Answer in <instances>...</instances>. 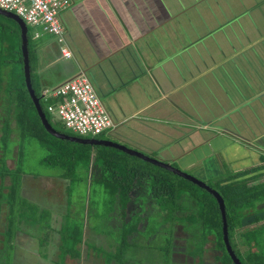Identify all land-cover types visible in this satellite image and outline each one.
Masks as SVG:
<instances>
[{"label": "crops", "instance_id": "crops-1", "mask_svg": "<svg viewBox=\"0 0 264 264\" xmlns=\"http://www.w3.org/2000/svg\"><path fill=\"white\" fill-rule=\"evenodd\" d=\"M150 2H153L155 12L150 9ZM184 2L186 4L176 2V0L175 2L173 0L171 2L166 0H71L69 7L62 13V23L66 31L65 40L70 46L72 56L63 57L68 59L65 62L64 59L60 60L57 52L54 53L44 45L43 42L47 39L35 45L39 56L38 67L35 68V71H41V88L43 90L46 87H55L67 78L85 73L92 80L116 124L109 131L110 134L120 138L121 143L128 146V141H134L141 148L129 147L150 153L154 155L152 157L155 159L161 157L164 162L176 168L180 167L187 173L191 171L190 169H195L204 177L212 173L220 174L225 167L228 176L232 178L238 172L257 167L238 178L256 177L253 181H249L250 184H262L264 183V160L262 159L264 149L256 145L255 139L258 137L242 136L234 131L232 125L236 123L241 125L239 120L243 121V117L247 116L244 110H248L249 105L256 98L264 96V91L260 92L261 90H259L260 93L255 94L254 91L257 90L255 88L246 95V98L244 96V98L234 100L222 87L223 80L218 81L211 77L210 74L218 70L222 64L219 63L220 60L216 61L206 52L203 54L205 60H201L202 54L198 44H202L204 47L207 44L209 51L218 52L217 49L210 47L211 43H217L216 36L218 35L208 36L209 33L215 31L214 28L209 30L205 34L206 36L195 32L196 28L192 33H190V29L186 30V19L190 23V15L197 8V0H185ZM179 16H181L184 34L178 26L171 28V32H167L164 29L166 24L175 21ZM9 18L15 20L12 17ZM217 30H219L217 32L222 31L221 28H217ZM168 33L176 43L187 42L185 36L190 33L187 46L182 50L169 48L173 47L175 43L169 44L170 40L165 41L167 36L169 38ZM177 33H180L181 37H177ZM151 34L153 35L150 36ZM57 47L56 45V49ZM213 54L218 55V53ZM209 61L212 62L209 64ZM227 67L232 77L241 81L232 64ZM50 68L51 71L48 75ZM45 70L48 71L44 73ZM196 84L199 85L198 88L194 86ZM209 87H213V90L218 92V105L221 112L220 114H208L217 115L216 119L196 116L207 115L202 107L211 104V98L206 97L211 91L208 89V94H206ZM182 104L188 105L190 108L185 110ZM193 105L196 107L192 108ZM228 115L234 116V119L223 122V118L225 119ZM240 115L243 116L240 117ZM186 116L191 120L188 121ZM186 122L190 129H187ZM173 130L175 131L173 132ZM100 139L112 141L110 138ZM142 143L146 144L149 150L142 147ZM101 144L100 146H107L105 143ZM98 150L94 148L91 156H94ZM156 150H159V153L163 155L156 153ZM152 163L157 165L155 162ZM44 177V175H35L31 180L24 177L23 183L25 186H35L36 184L40 188L44 186V180H50L51 185L60 184L64 187L67 196L60 197L62 202L59 205L66 212L63 215L54 208L59 207L57 203L60 200L55 193V197L52 196L55 201L52 207L46 204L42 198L35 200L39 210L48 209V214L52 215L59 225L55 228L56 225L53 224L50 226V230L41 231L42 235L40 234V236L34 235L37 233L35 230L31 233L28 226L19 228L15 237L17 264H57L60 259L62 241L60 231L66 223L64 216L70 214L72 206L67 190L70 182L67 183V177L62 179L57 175L48 176L53 179ZM3 182L0 176V185ZM6 184L8 185L7 182ZM143 193L146 194L145 191ZM31 196L34 197V194ZM139 197L141 198V194L134 196L136 199ZM87 203L85 202L83 205L86 210L84 236L98 240L103 236H100L95 229L88 225L89 206ZM144 210L138 207L137 216L141 220L137 223L135 234L132 235L134 241L129 242L133 243L131 249L125 253V259H128L127 264H190L192 262L200 264V259L205 256L200 258L193 254L195 261L189 257L191 250H187L188 241L186 236L182 235L181 228L175 233V230L171 229L165 232V241L173 239V243L177 247L167 256L168 247L166 246V255L160 254L159 258H150V261L147 262L144 243L149 242L151 247L153 245L154 255L158 254L157 250L164 245L160 242L156 246L153 244L155 241L153 235L157 234V230L159 232L162 230L154 226L150 227L151 218V222H149V219L142 215ZM160 211L164 214L163 210ZM60 216L63 218H59ZM57 219L60 220L57 221ZM2 225L4 224L2 223ZM20 225L22 226V221ZM254 226V224H250L244 230ZM178 231L180 235L176 234ZM90 233L93 235L90 236ZM44 234L48 235V239ZM39 237H42L46 242L44 245L40 242ZM104 240L107 243V239ZM95 244L102 245L98 244V241ZM118 245L121 250L120 243ZM40 247L44 249L42 252L39 251ZM107 247H110L109 242ZM148 248L146 247V250ZM188 248L190 249L191 246ZM112 249L116 250L115 245ZM81 250L80 258L67 257H71L73 262L77 260L78 264H88L87 262L97 264L100 261H94L95 257H99L97 256L98 252L95 254V251L92 250L93 253H90L87 244H84ZM88 253L90 254L89 259L87 258ZM120 255L122 256L121 251ZM190 255L192 254L190 253ZM215 257L214 260H216ZM100 262L102 263V261ZM69 263L67 261V264ZM205 263L215 264L214 262Z\"/></svg>", "mask_w": 264, "mask_h": 264}, {"label": "rangeland", "instance_id": "rangeland-1", "mask_svg": "<svg viewBox=\"0 0 264 264\" xmlns=\"http://www.w3.org/2000/svg\"><path fill=\"white\" fill-rule=\"evenodd\" d=\"M166 1L171 2V0H166ZM173 1L175 2V0ZM177 1L185 3L184 2L185 0H176V2ZM149 5H150V9H152V11L155 12L154 9L155 7L153 5V2H150ZM196 7L197 8L195 9V11L192 12V14L190 15L191 18L190 23H188L186 19L185 29L188 31L190 29V33H192L193 30L196 28L195 32H199L200 34L205 35L208 33L209 30L214 28L215 31L209 33L208 36L218 35L216 36L218 38L217 43L220 42L219 44L215 42L213 44L212 43L210 44V47L217 49L218 52L209 51L210 49L208 48L207 44L205 45V47L202 46V44H198V46L200 47L199 50L201 49V54H202V56L200 57L201 60L203 61L205 60L203 54H205L206 52L211 56V58L215 59L216 61L220 60L219 63L222 64V66L221 65L219 66L218 70L210 74L211 77L214 80H218V81L223 80L222 87L226 89L227 93L230 94L231 98H233L234 100L239 98H244V96L246 98V95L250 91L255 90V88H257V90L254 91L255 94L264 91V0H197ZM177 26L183 31L184 34V27L181 26V16H179L175 21L173 20V22L166 24V28L164 29L167 32L169 31L171 32L172 31L171 28ZM28 27H29V35L31 37L30 41L33 47H35V45L40 43L42 40L47 39L46 41L43 42L44 45L50 48L52 51H54V53L57 52L60 56L59 57L60 60L64 59V62L68 60L63 58V56L61 55L60 43L57 38H53L50 34H46L44 36H41L39 39H34L33 32L36 28H34L31 25H28ZM217 28H221L222 31L217 32L219 31L217 30ZM20 34L21 32L19 31L18 24H16V22L13 19L0 14V65H2V63H4V65L9 64L10 68L12 66L13 68L15 67L18 74L21 75L23 71V63H21L19 59L20 53L18 49L19 45L21 44ZM152 35L153 34H151L150 36ZM188 35L185 36L186 39L185 41H187L185 43L181 41L179 43H176L175 40L172 39L171 34H169V38L168 36L166 37L165 41L170 40L168 41L169 44L171 42L172 44L175 43L173 47H169V48L182 50L187 46V43L190 39V36ZM177 37H181V34L177 33ZM56 45L58 46L57 49H56ZM160 48L162 49V47ZM212 52L215 54L218 53V55H214ZM33 54H34L33 65L36 68L38 67L39 56L36 50L35 52H33ZM230 57L232 58L230 59ZM211 62L212 61H209V64ZM229 64H232L233 69H235V73L238 76H240L241 81L232 77V74L230 73L229 68L227 67V65ZM57 66L59 67V65ZM5 70H6L5 74L7 72H10V69L8 70L7 66H5ZM46 71L48 70H45L44 73ZM50 71L51 68L48 71V75ZM40 73L41 71L40 72L34 71L33 77H34L35 87L42 92V88H41L42 76H40ZM6 77H9V75L6 74ZM194 86H196L197 88L199 87L198 84ZM208 89L211 90L209 94L207 92ZM259 90L261 91L259 92ZM206 94H208L206 97L211 98L212 100L211 104L209 103L206 104L207 106L205 105L206 107L205 106L202 107V110H204L207 115H196V116L216 119L217 115H208V114L210 113L220 114L221 112L219 111V105H218L219 102L218 92L217 90H213V87H209L206 90ZM10 101H11V97L6 95V93L4 92V94H2L0 97V126H3L2 128H0V134L3 133L4 135H8L9 133H12L11 134L12 136H7V138H3V136H0V151H1L0 157L6 158V161L4 163L9 168L11 176L15 178L16 184H14V186L8 187L7 189H5L7 184L3 188L0 185V195H2L0 197V213H3L4 208H6V206L4 205L6 198L11 195L13 196L12 201L13 204L15 205L16 210L14 212L8 213L7 218L8 220L11 219L15 226L18 227L19 226L18 220H22V227L30 226L29 227L30 231L37 229L36 231L37 233H34L36 235H40L41 231L50 230V226H52L53 224H55L56 225L55 228H57L59 224L55 222L56 220L52 215L48 214L49 210L45 209L43 211H40L36 206L35 202L37 201V198L38 199L42 198L46 204H49L52 207V205L55 204V201L52 199V196L55 197L56 195L59 197V199L60 197L67 196V193L64 192L65 191L64 187H62L60 184L57 185L56 183L51 185L50 180L48 181L44 180L43 182L44 186L42 188L37 187L36 184L35 186H29V185L25 186L23 183L24 177H27V179L31 180V178H33L35 175L38 176L44 175L48 179H53V178H49L48 176L50 175L51 177L52 175L53 176L57 175L60 176L62 179L67 177V183L70 182L67 190H68V197L70 196V199H72L70 202L72 206L69 211L70 215L64 216L65 222L67 219H69V221L72 223L75 222L79 223L82 217H85L86 215V210H84L83 207V204L85 202L84 199L85 194L88 191V189L93 186V184L99 181L96 180L91 182L89 179L90 171H91V165H90L91 163H89L88 161H87L88 163H83V164L79 163L76 169H74L71 172L70 171L66 172V170L63 169L61 165L50 163L44 159L45 155H47L46 154L47 149L35 139L24 138V140L19 141L21 139L16 138L18 137V135H20L19 128L17 129L16 127L17 130L13 129L11 131H7L9 130L7 129L9 127V121H12L11 122L12 124L10 125L12 128H14L13 126L16 125L15 120H13L12 115H10L11 113ZM249 106L250 107L248 108V110H244L247 116H245V118L243 117V121L239 120L241 125L236 123L233 124L232 127L236 133L242 136H246L249 138H254V136H257L258 138H261L264 136V96L256 98V100ZM182 107L185 110H188L190 108L188 105L185 104H182ZM194 107L196 106L193 105L192 108ZM242 116L243 115H240V117ZM51 118L53 120L52 122L56 126H58L57 129L60 128L64 129V125L62 124V122L56 121L52 113H51ZM186 118L188 121L191 120L187 116ZM6 119L9 120L5 124ZM233 119L234 116L228 115L226 116L225 119L223 118L222 121L223 122L232 121ZM7 124L8 126H6ZM185 125L187 129H190L188 122H186ZM174 131L175 130H173V132ZM74 134H78V133H74ZM96 138L98 139L110 138L114 141L117 140L116 142L118 143H121L122 141L120 138L115 137V135L110 134V132H103L101 134H98ZM258 138L255 139V141L257 142V144H260L263 147L262 149H264V137L261 140H258ZM19 142L21 143V146L18 145ZM127 143L129 144L128 146L127 144L125 145L124 143L121 144L127 147L132 146V147L141 148L139 144L135 143L134 141H128ZM142 147H144L146 150H149L148 146L144 143H142ZM156 153H158L159 155L161 154L159 153V150H156ZM147 154L151 155L150 153ZM158 158H160V160H163V158L161 157ZM2 163L3 161L1 160L0 165H2ZM176 164L178 165V163ZM144 166L146 167L145 169H148V167L151 168V171L157 169L155 165L150 166L149 164H147ZM97 168L99 167L97 166ZM178 169L185 171L180 167ZM190 170L191 171H188L189 173L204 180L206 183L212 185L213 187H217L219 183L222 184L225 182L220 180L222 179L221 176L225 175L227 177L229 175L225 170V167L222 173L220 174L212 173L211 175H207L206 177L197 173L195 169H190ZM62 174H65V176H63ZM184 179H182V181H184ZM10 181L11 179L7 180V182ZM59 181L61 182V179H59ZM182 181H179V183ZM146 182L139 183L140 188H137L133 192L134 194L135 192L139 193V195L141 194V199L134 198L133 204L138 206L139 208L145 209L142 212V215L146 216V218L149 219L148 220L149 222L152 221L150 223V227L154 226L157 229L162 230L161 232L157 230L158 235L157 234L153 235V240H155L153 241V244L156 246L157 243L160 242L164 245L162 248L158 247L159 248V250H157L158 254L154 255L153 245L151 247L149 242L144 243L145 251L147 253V262L150 261V258L157 259L161 255L164 254L166 255L165 232L166 231L168 232V230L171 229V230H175L174 231L175 233L179 228H181L182 235L186 236V239L188 241L187 250H191V252H189V257L193 258L194 255H190V253L193 254V251L195 250L197 244L202 240V237L204 238V234L201 232V230H203V227L200 224V222H198L200 220L198 215L199 213L196 207L192 208L193 202L189 201V195L199 194L205 196L204 188L192 182L191 180L184 181V184L181 189L183 198L181 200H173L172 203L173 206L170 207L171 209L170 211V209L169 210L165 209V206H167L166 203L158 204L156 199L153 196H151V191H150L151 189L150 187L145 185L147 184ZM142 185H144V188H142ZM105 186H106L105 184L104 186L100 184L98 187V191L101 195H103L102 205L104 207V210H107V208H109V204L106 201L108 192L106 191ZM12 188H14L15 191L12 190ZM144 191L146 194L143 193ZM31 194L32 195L34 194V197L31 196ZM149 195L151 197H149ZM128 200H130V193ZM60 202H62L61 199L57 204L59 205ZM61 207L62 206L59 205V207H54V208H56V211L64 215V212H66V210L62 209ZM160 210H163L164 214ZM16 212H20L21 214L24 215L19 216V214ZM59 218H63V216H60ZM58 220L60 219H57V221ZM173 226L174 227L176 226V228H174ZM4 229H5L4 226L0 223V230H2L0 232V239L3 240V245L0 240V247H3L0 248V255L4 256L6 254V256L10 258L11 264H17L18 262L16 263V251L14 249L15 246H12V244L8 242L5 244L4 242L5 237L7 238V234ZM62 232L60 231V235H62ZM169 234L171 236V233ZM176 234L180 235V232L178 231ZM250 234L253 236L255 235L253 232H250ZM92 235L93 234L90 233V236ZM212 237H214V235L209 234L207 243L205 244V247L207 245V248L204 249L205 254H201L200 258L205 256L203 258L204 261L206 260L205 262H214L215 264H220L222 263L220 258L215 257L217 251L214 248V241ZM68 241H69L68 245L70 244L68 248L65 247L67 244L65 245V242H63L64 244L63 250L66 252L65 258L60 256L61 258L59 259V262L57 264H67V261L70 262L69 264H78L77 260L73 262L72 258H78L76 252H80V255L82 254L81 248L82 246H84L85 243L82 242L78 244L80 242L79 241L75 245L76 241H74V243L70 239H68ZM97 241L98 244H102L104 245V247L108 248L107 243L105 242L106 240H104V237H99V239L96 240L95 238L94 239L91 237L87 238L86 236V242L89 243L90 245L96 243ZM250 241L249 244L251 243L250 245L251 247H253V250H255L256 248L258 249L256 245V241L255 240H252L251 242ZM45 243H46L45 241H42L43 245ZM263 245H264V241H263ZM189 246H191L190 249L188 248ZM248 246L249 245L247 243L245 246L243 244H239L237 247L238 251L241 253L242 258L244 259L248 255L247 253ZM146 247L149 248L146 250ZM90 249H91V253H93L92 250H94L95 254L98 252L100 253L99 255H102L101 252L98 251L99 249L95 247V244L91 245ZM169 250H171V248ZM170 252L171 251H168L167 256L170 254ZM67 256H71L72 258ZM214 257L216 260H214ZM195 260L196 259L193 258V261ZM87 263L89 264L90 262ZM190 264H198V263L192 262Z\"/></svg>", "mask_w": 264, "mask_h": 264}, {"label": "trees", "instance_id": "trees-1", "mask_svg": "<svg viewBox=\"0 0 264 264\" xmlns=\"http://www.w3.org/2000/svg\"><path fill=\"white\" fill-rule=\"evenodd\" d=\"M15 22L16 24H18L19 31L21 32L19 23L17 21ZM30 40L31 37L29 35L28 46L30 66L31 70L33 71L35 69L33 65V52H35V47L32 46ZM20 43L21 44L19 45L18 49L20 53L19 59L21 63H23L22 74H18L16 68H13V66L10 68L9 64L4 65V63H2V65H0V71H2L0 72V97L2 93L4 94V92L6 93V95L11 97L10 115H12L13 120H15L16 124L15 126L12 125L14 127L12 128L10 126L12 124V121H9V127L7 128L9 130L7 131H11L13 129L17 130L19 128L20 135L16 137L17 139H21L19 141L24 140V138H33L38 141L47 149V155H45L44 159L50 163L61 165L62 168L66 170V172H71L76 169L79 163H92V150L94 148H97V150L99 149L97 152H95V158L93 159V164L96 166L94 170V176H89L91 182L96 180L99 181L93 184V186L88 189L84 199L85 202H88L87 204L89 206L87 215L88 225L95 229L96 232L100 234V236L104 237V239L106 238L107 243L109 242L110 244V247L106 248L104 247V245L98 246L97 244L93 243L95 244V247L99 249L98 251L102 254L99 255L100 253H98L97 256L99 257H95L94 261H102V263L99 261L97 264H127L128 259H125V253H128L129 249H131L130 247L133 243L129 242L134 241V236L132 235L135 234L137 223H139V220H141L140 217L138 218L137 216L138 212L133 213L134 209L130 211V215L128 217L127 208L128 203L130 202V200H132V191H134L136 187H139V183H145L147 181V184L145 185L150 187L151 196L156 199L158 204L166 203L167 206H165V209L169 210L170 207L173 206V200H181L183 198L181 189L184 181L188 179L185 178V180L183 177L175 174L170 169L155 165L152 162L143 160L138 155L131 154L124 150L112 147H103L100 145H93L90 143H83L81 141L60 138L53 135L44 125L42 118L39 115L36 104L31 97L29 89L27 88L25 79L26 75L24 70L25 63L22 51V35ZM5 66H7L8 70L10 69V72L6 73L7 75H9V77H6ZM32 82L36 94L39 96L41 94V91H39L35 87L33 75ZM57 100L58 98L56 96H51L47 100H45L44 98L41 99L42 107L46 111L48 119L50 121L51 113L48 110V104L53 103ZM8 120L9 119L5 120V124L6 122H8ZM53 125L58 128V126H56L55 124ZM6 126H8V124ZM2 127L3 126H0V128ZM59 130L68 132L71 135H75V132H71L70 129L67 130L65 125L64 129L60 128ZM11 134L12 133L4 135L2 133L1 136H3V138H7V136H12ZM18 145L21 146V143L19 142ZM262 159L264 160V155ZM1 160L3 161V163L2 165H0V176L4 181L1 185L2 188L6 185V179H11L10 182H7L8 185H6L5 187V189H7L10 186H14V184H16V181L15 178L11 176L9 168L4 163L6 161V158L0 157V163ZM147 164H149L150 166L155 165L157 169L153 171H151V168L149 167L148 169H145L146 167L144 165ZM97 166L99 168H97ZM254 168L257 167H253L248 171L238 172L232 178H230V176L226 177L225 175L221 176L222 179L220 180L225 182L222 184L219 183L217 187H213L209 184L211 187L217 189L224 198L227 211L230 243L232 244L233 249L239 256L243 264H264V183L250 184L251 180L253 181V179H255L256 177H252L251 179L238 178L239 176L251 170H255ZM62 175L65 176V174ZM233 178L238 179L229 181ZM182 179H184V181H182ZM179 181L182 182L179 183ZM100 184L103 186L105 184L106 191L108 192L106 201L109 204V208H107V210H104V207L102 205L103 195H101L98 191V187ZM12 190L15 191L14 188H12ZM204 192L205 196L199 194L189 195V201L193 202L192 208L196 207L199 213L198 215L200 220L198 222H200V224L202 225L203 230H201V232L204 234V238L202 237V240L197 244L195 250H192L193 254L200 257V255L204 253V249H206L204 245L205 243H207L209 234H212L215 236L214 248L217 250L216 257L220 258L222 262L221 264H235L225 242L223 231V217L219 202L217 198L206 188H204ZM129 193L130 200H128ZM87 194L88 196H86ZM1 196L2 195H0V197ZM151 196L149 195V197ZM12 198L13 196L10 195L4 202L6 208H4L3 213H0V223L4 224V230L7 234V238L5 237L4 239L5 244L7 242L12 244V246H15L14 249L17 252V243L15 241V237L18 228H22V226L20 225V222L22 220H18L19 226L17 227L13 224V221L11 219L8 220L7 218L8 213L14 212L16 210ZM16 213H18L19 216L24 215L20 212ZM69 215L70 214H68V216ZM84 218L85 217H82L79 223L75 222L77 225L70 222L69 219L66 220L65 226H63L61 230V232H63L61 235L62 241L60 244V256H62L63 258H65L66 255V252L63 250V242H65V245L67 244L65 247L68 248L70 245H68V239L73 241V243L74 241H76L75 245L79 241L80 242L78 244L83 242L89 246V249L91 248V245H93H90L86 242V238L84 236ZM250 224H254L255 226L253 228L244 230V228ZM34 230L37 231V229ZM34 230L30 232L32 233ZM1 231L2 230H0V232ZM250 232H253L255 235H251ZM34 235L36 236V234ZM44 235L46 236V234ZM47 236L46 239H48ZM39 238L40 242L42 243V237ZM250 240L256 241L258 249L256 248L255 250H253V247H251L250 245L251 243L249 244ZM1 242L3 245V240H1ZM119 243L121 246V250L119 249ZM247 243L249 245L247 249L248 255L244 259L242 258L241 253L238 251L237 247L239 244H244L245 246ZM114 245L116 247V250L112 249ZM166 246L168 247V251L171 252L177 247V245L173 243V239L172 241H166ZM170 248L171 250H169ZM42 249L40 248L39 251H41ZM120 251L122 252V256L120 255ZM89 252L91 253V249L89 250ZM76 254L78 255V258L81 257L80 252H76ZM87 258H90V254L87 256ZM10 261V258L6 256V254L4 256L0 255V264H11ZM203 262L204 260L200 259V263L204 264L205 262Z\"/></svg>", "mask_w": 264, "mask_h": 264}, {"label": "built area", "instance_id": "built-area-1", "mask_svg": "<svg viewBox=\"0 0 264 264\" xmlns=\"http://www.w3.org/2000/svg\"><path fill=\"white\" fill-rule=\"evenodd\" d=\"M71 4V0H0V7L21 16L26 23L37 28L35 36L43 32L63 36L62 13ZM65 55H70L63 48ZM63 95L65 99L59 106H50L67 125L81 133H101L112 125V118L95 92L90 80L79 75L52 91ZM69 97H66L69 95ZM57 110V111H56Z\"/></svg>", "mask_w": 264, "mask_h": 264}, {"label": "water", "instance_id": "water-1", "mask_svg": "<svg viewBox=\"0 0 264 264\" xmlns=\"http://www.w3.org/2000/svg\"><path fill=\"white\" fill-rule=\"evenodd\" d=\"M0 13L14 18L19 23V25L21 27L22 51H23V57H24V63H25L26 82H27V86H28V89L30 91L31 97L36 104L39 115L41 116L42 121H43L44 125L46 126V128L53 135L60 137V138L72 139V140H76V141H81L83 143H92V144L105 143L106 145H112L115 147H119L125 151H129L133 154L141 156L147 161L155 162L157 165H160V166H163L167 169H170L174 173L181 175V176L185 177L186 179L193 181L194 183L200 185L201 187L206 188L208 191H210L217 198V200L219 202L222 217H223V231H224L225 242L227 244V249L232 256L234 263L235 264H242L240 258L237 256V254L235 253V251H234V249L230 243L229 232H228L229 230H228V221H227V211H226V205H225L224 198L216 189L207 185V183L204 182L203 180H201V179H199V178H197V177H195V176H193L187 172H184V171L170 165L167 162H162V161L157 160L155 158H151L147 155H144L141 152L132 151L131 149H128L127 147H124L123 145L117 144L114 141L100 140V139H96V138L95 139H93V138H91V139L90 138L89 139L78 138V137L66 134L64 132H61V131L57 130L55 127H53V125L49 122L48 118L46 117V113L43 110L41 102H40V97L37 96L35 89L33 87V84H32V79H31L32 71H31V66H30L29 47H28V45H29L28 26L25 23V21L23 20V18H21L20 16H18L17 14H15L13 12H9V11H6V10H3L0 8Z\"/></svg>", "mask_w": 264, "mask_h": 264}, {"label": "clouds", "instance_id": "clouds-1", "mask_svg": "<svg viewBox=\"0 0 264 264\" xmlns=\"http://www.w3.org/2000/svg\"><path fill=\"white\" fill-rule=\"evenodd\" d=\"M1 8V7H0ZM1 9H3V10H6V9H4V8H1ZM6 11H9V12H13V11H10V10H6ZM13 13H15V12H13ZM16 14V13H15ZM18 15V14H17ZM19 16V15H18ZM21 17V16H20ZM22 18V17H21ZM62 19V18H61ZM24 20V19H23ZM25 21V20H24ZM25 23H26V21H25ZM27 24V26L28 25H30V24H28V23H26ZM63 24V23H62ZM32 26V25H31ZM34 27V26H33ZM34 28H36V27H34ZM63 29H64V33H63V36H62V38L60 39V37L59 36H55V35H53V34H51V33H47V32H43L42 31V34L40 35V36H38V37H36L35 36V31L37 30V28L34 30V32H33V38L34 39H39L41 36H44V35H46V34H50L53 38H57L58 39V41H59V43H60V52H61V55L63 56V57H66V58H69V57H71L72 56V52H71V50L69 49V45L67 44V42H66V40H65V38H66V31H65V28L63 27ZM28 36H29V27H28ZM29 47V46H28ZM63 48H67L69 51H70V55H65L64 54V52H63ZM29 57H30V55H29ZM32 71V70H31ZM35 71V69L32 71V74H31V79H32V75H33V72ZM79 75H83V76H85V77H87L89 80H90V78L85 74V73H79V74H77V75H74V76H72V77H70V78H67V79H65L64 81H62L60 84H58L57 86H55V87H52V88H50V87H46V88H44L43 90H42V92H41V94L38 96V97H40V102H41V99L42 98H44L45 100H47L48 98H50L51 96H56L57 98H58V100L57 101H55V102H53V103H50V104H48V110L54 115V117H55V120L56 121H61L62 122V124L63 125H65V127H67V129H70L71 131H74L75 133H78V134H75V135H71L70 133H68V132H65V131H61V130H59V129H57L53 124V120H52V118H51V121L49 120V122L53 125V127H55L57 130H59V131H61V132H64V133H66V134H69V135H71V136H75V137H78V138H83V139H91V138H93V139H95L96 138V136L98 135V134H101V133H103V132H109L111 129H113L115 126H116V124H115V122L113 121V119H112V125L108 128V129H106V130H104L103 132H101V133H97V134H92V133H86V134H84V133H81V132H79L78 130H75L74 128H72L71 126H69V125H67V123H66V121L64 120V118H62L57 112H54V111H52L51 109H50V106H53V105H55V106H59V104L60 103H62L63 101H64V99H65V96H63V95H56V94H53L52 93V91L53 90H55V88L56 87H59V86H61L62 84H64L65 82H67V81H69V80H72V79H74V78H76V77H78ZM90 82L92 83V85H93V88H94V90H95V92L97 93V95L99 96V98H100V100H101V102L103 103V105H104V102H103V100H102V98H101V96L99 95V93H98V91H97V89H96V87H95V85L93 84V82H92V80H90ZM32 84H33V82H32ZM30 92V91H29ZM36 92V91H35ZM70 96V94L69 95H67L66 97H69ZM42 105V104H41ZM104 107L106 108V110L108 111V109H107V107L104 105ZM43 108V107H42ZM44 110V109H43ZM45 111V110H44ZM57 111V110H56ZM45 113H46V111H45ZM108 113H109V115L111 116V114H110V112L108 111ZM46 117L48 118V116H47V113H46ZM112 118V117H111ZM55 121V122H56ZM96 139H98V138H96ZM100 139V138H99ZM262 138H260V139H258V140H261ZM100 140H103V139H100ZM112 141H114V140H112ZM114 142H116V141H114ZM117 144H120V145H123V144H121V143H118V142H116ZM91 144V143H90ZM93 145H102V144H93ZM256 145H258L260 148H263L260 144H257V142H256ZM124 147H127V146H125V145H123ZM106 147H112V148H117V149H120V150H123V149H121V148H119V147H115V146H112V145H107ZM128 149H131V148H129V147H127ZM132 151H136V152H141V153H143L144 155H147V156H149V157H151V158H153L152 156H150L149 154H147V153H144L143 151H139V150H137V149H131ZM125 151V150H124ZM126 152H129V151H126ZM129 153H131V152H129ZM131 154H133V153H131ZM134 155H136V154H134ZM92 157V163L90 164L91 165V171H90V176H94V170H95V168H96V166L93 164V159L95 158V155L94 156H91ZM141 157V156H140ZM143 160H145L143 157H141ZM158 160H160V159H158ZM160 161H162V162H164L163 160H160ZM149 162V161H148ZM173 172V171H172ZM185 172V171H184ZM176 174V173H175ZM178 175V174H177ZM181 176V175H180ZM181 177H183V176H181ZM183 178H185V177H183ZM189 180V179H188ZM202 180V179H201ZM204 181V180H203ZM205 182V181H204ZM207 185H209L208 183H207ZM210 186V185H209ZM137 188H140V187H136L135 189H134V191L137 189ZM142 188H144V185L142 186ZM213 188V187H212ZM215 189V188H214ZM217 190V189H216ZM134 191H132V193H131V197H132V201L134 200V196H138L139 195V193H137V192H135V194L133 193ZM218 191V190H217ZM219 192V191H218ZM140 198V197H139ZM139 198H137V199H139ZM136 199V198H135ZM141 199V198H140ZM132 209H134V211H133V213H136L137 212V210H138V206H136V205H134V204H132L131 205V207L128 209L127 208V210H128V217H129V215H130V211H132ZM139 213V212H138ZM166 213V212H165ZM213 238V241H215V236L214 237H212ZM232 245V244H231ZM244 245V244H243ZM217 251V250H216ZM235 251V250H234ZM236 253V252H235ZM238 256V255H237ZM239 257V256H238ZM219 261V260H218ZM243 264V263H242Z\"/></svg>", "mask_w": 264, "mask_h": 264}, {"label": "flooded vegetation", "instance_id": "flooded-vegetation-1", "mask_svg": "<svg viewBox=\"0 0 264 264\" xmlns=\"http://www.w3.org/2000/svg\"><path fill=\"white\" fill-rule=\"evenodd\" d=\"M132 204H133V201L130 200V202L128 203V209L131 207Z\"/></svg>", "mask_w": 264, "mask_h": 264}]
</instances>
